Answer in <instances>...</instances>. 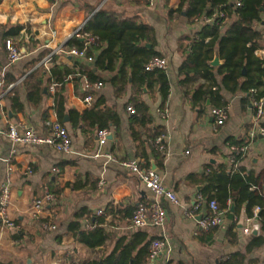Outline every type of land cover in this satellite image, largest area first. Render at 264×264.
I'll return each instance as SVG.
<instances>
[{
	"label": "crops",
	"instance_id": "crops-1",
	"mask_svg": "<svg viewBox=\"0 0 264 264\" xmlns=\"http://www.w3.org/2000/svg\"><path fill=\"white\" fill-rule=\"evenodd\" d=\"M179 1L150 0L148 5L135 6L131 0H57L54 3L0 0V185L10 172L9 217L18 226L16 229L0 227V264H104L106 258L117 257L123 248L129 250L128 259L132 262L143 257L144 244L152 238L162 239L164 246L153 260L148 259L147 264H264V229L254 217L258 212L256 207L253 217L247 216L245 206L240 208L238 215H223L209 242L202 241L204 231L197 224L201 214L189 216L185 213L192 208L202 188L197 176L203 175L208 165L216 168L220 164H231L228 161L231 140L236 141L235 145L245 147L239 165L257 176V186L264 190V138L255 129L249 93L242 87L244 69L236 88H230V84L221 86V96L229 105L228 117L222 125L214 127L210 113L213 107L209 100L201 109L193 106L192 91L203 87L206 81L199 75L188 81L182 80L179 68L185 60V46L204 18L189 24L182 12L167 19L168 8L176 9ZM99 8L123 17L136 16L139 22L153 27L154 45L147 41L141 45L147 43L150 47L142 46L153 48L167 61L169 93L163 106L167 108L166 115L161 113V96L156 86L142 87L136 93L129 82L117 95L108 81L115 72H100L104 82L101 81L98 88L85 89L84 77L76 86L72 82H66L64 86L66 111L61 124L71 138L69 153L45 145H19L16 153L11 154L10 143L4 135L9 124L23 121L43 135L48 132L46 121L57 120L52 108L53 88L49 87L50 93H45L41 103L33 106L27 102L22 79L48 56L50 59L42 64L46 70L54 69L58 63L69 64L75 60L76 57L65 50V43ZM234 19V16L226 19L222 31ZM17 24L22 25L19 34L5 38L2 26ZM254 28L260 33L254 54L264 60V16ZM9 38L18 48L20 40L28 45L26 52L14 63L7 60L5 43ZM39 56L41 59L30 66ZM76 59L85 64L92 63ZM211 67L217 82L221 83L222 76L216 72L218 67ZM11 90H17L24 104L22 112L13 111L8 98ZM87 94L92 96L90 105L84 101ZM133 95L147 106L151 122L143 124L141 118L133 119L134 113L127 110L132 106L129 100ZM98 99L101 110L109 108L118 118V124L110 128L113 138L107 139L102 147L115 157L114 161L93 157L98 147L96 135L91 134L92 130L85 122L74 123L71 119L74 111L82 112ZM156 132L164 136L168 153L149 143L153 136L148 135ZM128 159L137 160L143 168L146 165L155 169L164 187L172 190L179 200L176 205L160 199L166 210V219L160 226L135 227L130 223L135 206L150 202L153 195L121 165V160ZM191 175L194 179H189ZM45 188L54 199L43 205L40 221L49 222L52 229L43 228L31 209V202L42 196ZM231 204L228 211L234 213L235 206L234 211H230ZM81 210L88 211L95 219L104 217L99 226L106 238L101 244L89 246L69 229ZM97 210H102L103 214L98 215ZM95 219L83 215L78 219L80 229L92 231L98 225L90 228L85 223H97ZM244 228H248V232H244ZM258 237L263 239L259 245L255 243Z\"/></svg>",
	"mask_w": 264,
	"mask_h": 264
},
{
	"label": "trees",
	"instance_id": "trees-1",
	"mask_svg": "<svg viewBox=\"0 0 264 264\" xmlns=\"http://www.w3.org/2000/svg\"><path fill=\"white\" fill-rule=\"evenodd\" d=\"M47 1L54 3L57 0ZM149 1L131 0V3L135 6H145L149 4ZM164 1L167 3L168 0ZM236 1L239 5L235 4ZM182 12L189 24L199 22L205 17L210 18V21L202 22L199 30L186 44L185 60L179 68V74L183 76L182 80L188 81L190 77L199 75L206 81L203 87L192 91L190 100L193 106H200L201 109L206 100H209L212 107L226 105L220 93L221 86L228 87L230 84V88H236L239 85L238 80L243 69L245 70V80L242 87L249 93L248 96L251 94V90H254L253 94L256 97L264 98V60L254 54L256 42L260 37L259 31L254 28V25L264 16V0H180L176 9L168 8L167 19H171L173 15H180ZM220 12L223 13V17L218 16ZM231 16H234L235 19L222 31L221 27L225 25V20ZM2 27L5 38L17 36L22 29L20 24ZM81 31L88 33L93 38V42L88 44L86 49L87 55L92 57V63L85 64L75 58L69 64H56L51 70H46L42 63L22 79L29 104L39 105L44 94L50 93L49 87L53 85L54 104L52 108L56 113L57 120L61 123L66 111L63 96L66 82H72L76 86L82 77H85L89 82H104L100 72L111 71L115 73L108 81L114 87L117 95L125 90L129 82L133 85V90L136 93L142 87L150 89L156 86L161 96V107L164 106L169 93V80L166 71L162 69L146 71L144 69L145 63L150 58L161 57L153 48L147 49L141 45L144 41L154 45L152 26L139 22V18L136 16L123 17L116 12L99 8L90 15ZM10 38L9 40L12 41ZM18 46L20 51L23 48L22 55L28 49L24 40H20ZM215 46H218L220 57L224 60L223 65L216 69V72L222 76L221 83L217 82L214 69L209 65ZM73 47L84 48L85 40L74 35L71 36L64 48L68 50ZM41 57L31 61L30 66L36 64ZM8 98L13 111H23L24 104L20 100L17 90H11ZM130 101L134 108L135 117L133 119L138 121L141 118L143 124L151 122V117L147 114V106L134 95ZM99 103L98 99L90 108L82 112L74 111L71 114L72 121L74 123L85 122L91 128L92 135L93 133L96 135L99 129H110L118 124L117 115L109 108L101 110ZM261 125L264 127V122ZM159 134L161 132L148 136L155 137ZM231 143L237 144L234 140H231ZM241 159L242 155L238 154L230 165L220 164L216 168L208 165L207 171L203 175L197 176L198 183L202 185L197 194H200L204 199L201 209H206L208 202L214 200L221 210H226L224 216L238 215L240 208L245 206L247 216L253 217L255 215L253 208L258 207V212L254 217L264 229V190L257 186V176L239 165ZM144 167L148 168L146 165ZM189 179H194V175L189 176ZM229 203L234 204V213L228 211ZM83 215H86L90 220L95 219L94 215L89 214L88 211L81 210L76 213L77 219L70 224L69 229L73 230L75 235H79L82 241L89 246L101 244L106 238L103 228L99 226V224H103L104 217L95 219L98 226L92 231H84L80 229L78 220ZM217 226L203 232V242L210 241L211 234ZM262 241V237H258L255 243L259 245ZM147 242L144 244L143 257L140 259L135 258L129 262V250L123 248L117 257L110 255L103 262L104 264H147L149 259L146 249Z\"/></svg>",
	"mask_w": 264,
	"mask_h": 264
},
{
	"label": "built area",
	"instance_id": "built-area-1",
	"mask_svg": "<svg viewBox=\"0 0 264 264\" xmlns=\"http://www.w3.org/2000/svg\"><path fill=\"white\" fill-rule=\"evenodd\" d=\"M239 5L238 1L235 3ZM219 17H223V13H218ZM205 22L210 21V18H204ZM77 36L85 40V47L82 49L70 48L67 53L70 56L85 59L87 61H92V57L88 56L86 53L87 45L93 42V38L89 36L88 33L82 32L80 27L77 28L71 36ZM7 49V60L8 63H14L18 61L22 53L18 47H16L10 40L6 43ZM50 57L43 59V63H47ZM167 68V61L164 57H153L150 58L144 65L146 71H153L157 69L165 70ZM84 88H98L101 86V82H89L85 77L83 78ZM53 88V85L50 86ZM254 90H251L249 95L250 103L253 107V123L256 126L255 129L261 137L264 138V127L261 125L262 118L264 116V98L256 97L253 94ZM84 101L87 105H90L92 101V96L87 94L84 97ZM127 110L130 113H134V108L128 106ZM162 115L165 116L167 113V108L163 107L161 111ZM213 117L214 127L222 125L229 113V105H224L222 107H213L210 110ZM48 127V132L46 134H38L31 127L26 125L23 121H17L8 125L7 129L4 131V135L7 141L10 143V153L14 154L17 151L19 145H45L56 151L69 153L71 150V138L67 129L56 119L46 121ZM111 133L110 129H99L96 132L98 147L93 157H103L106 161H114L115 157L102 150V147L107 142L108 135ZM253 134V132L251 133ZM149 143L157 150L161 152L168 153L169 148L165 145L164 136L157 135L149 139ZM229 155L228 161L234 162L235 156L238 154H243L245 147L240 145H235L228 143ZM121 165L125 167L129 172L133 173L139 181L148 189L152 195L153 199L150 202L138 203L130 216V223L135 227H145V226H160L164 223L166 219V210L160 199L164 198L171 204H179V200L175 193L164 187L160 175L152 168H143L140 166L137 160H121ZM11 173L8 172L4 178V181L0 185V227L7 229H16L18 226L9 217V207L11 205L12 199V189H11ZM54 199L53 194L45 188L43 194L40 197H35L31 202V209L36 220L40 221V213L43 205L50 203ZM204 199L200 194L195 197L194 204L192 208L186 211V215L193 216L196 213H200V218L197 220L198 227L202 231H208L210 228L217 226L221 223L225 210H221L216 201L210 200L207 204L206 209H201ZM258 210V207H256ZM97 214H103L102 210H97ZM87 227L93 228L97 223H85ZM40 225L45 229H52L53 225L49 222L40 221ZM244 232H248V228L243 229ZM164 246V242L159 238H152L147 242L146 249L148 252L149 259L153 260L159 253H161Z\"/></svg>",
	"mask_w": 264,
	"mask_h": 264
},
{
	"label": "water",
	"instance_id": "water-1",
	"mask_svg": "<svg viewBox=\"0 0 264 264\" xmlns=\"http://www.w3.org/2000/svg\"><path fill=\"white\" fill-rule=\"evenodd\" d=\"M142 45L145 47H150L147 43H143ZM223 63H224V61L220 58L219 48H218V46H215L214 55H213V58L209 61V65L214 66V67L215 66L218 67V66L222 65ZM112 138H113V135H112V133H110L108 135V139H112ZM230 211H234V204L233 203L230 206ZM197 218L199 219L200 215H198Z\"/></svg>",
	"mask_w": 264,
	"mask_h": 264
}]
</instances>
